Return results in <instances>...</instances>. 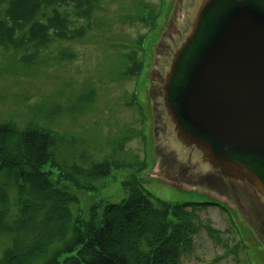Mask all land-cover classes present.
<instances>
[{"label": "trees", "instance_id": "1", "mask_svg": "<svg viewBox=\"0 0 264 264\" xmlns=\"http://www.w3.org/2000/svg\"><path fill=\"white\" fill-rule=\"evenodd\" d=\"M141 7L147 14L140 22L151 32L158 11ZM99 9L100 0H0V78H28L31 71L22 69L73 63L74 52L58 47L53 55L52 45L82 40ZM145 38L126 54L125 79L144 70ZM85 90L64 106L35 104L22 125L0 121V264H180L200 230L195 212L153 200L139 175L123 183L127 196L119 204L92 207L88 220L73 215L75 192L97 191L114 170L143 174L149 166L136 155L129 160V137L96 162L81 138L56 130L59 120H77L84 113L74 110L94 102L95 91ZM204 228L214 238L216 231Z\"/></svg>", "mask_w": 264, "mask_h": 264}, {"label": "water", "instance_id": "2", "mask_svg": "<svg viewBox=\"0 0 264 264\" xmlns=\"http://www.w3.org/2000/svg\"><path fill=\"white\" fill-rule=\"evenodd\" d=\"M156 167L264 246V0H171L150 83Z\"/></svg>", "mask_w": 264, "mask_h": 264}, {"label": "rangeland", "instance_id": "3", "mask_svg": "<svg viewBox=\"0 0 264 264\" xmlns=\"http://www.w3.org/2000/svg\"><path fill=\"white\" fill-rule=\"evenodd\" d=\"M170 3L171 0H100V9L93 15L82 40L52 45L53 55L58 47L74 52L76 60L73 63L21 68L31 71L28 78H0V121L22 125L32 119L30 108L35 104L64 106L68 99L86 92V88L93 89L94 102L89 100L90 105L74 110L75 114L84 115L75 121L62 118L56 130L81 138L83 147L96 162H102L112 153V143L129 137L125 145L129 160L134 161L136 155L139 159L145 158L149 166L143 174L133 169L114 170L110 178L96 185L97 191L75 192L79 204L74 207L73 215L88 220L92 207L119 204L127 196L123 183L139 175L143 188L153 200L189 205L186 209L195 212L200 230L193 239L192 249L182 256L180 264H264V246L228 201L207 189L173 183L157 170L150 83ZM145 4L154 7V12L158 11L151 32L140 22L147 14L141 7ZM145 34L141 46L144 70L137 78L125 79L126 54L136 48V41ZM206 226L216 231L214 238L208 235Z\"/></svg>", "mask_w": 264, "mask_h": 264}]
</instances>
